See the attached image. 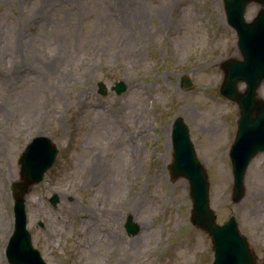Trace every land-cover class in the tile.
Instances as JSON below:
<instances>
[{"label": "rangeland", "instance_id": "1", "mask_svg": "<svg viewBox=\"0 0 264 264\" xmlns=\"http://www.w3.org/2000/svg\"><path fill=\"white\" fill-rule=\"evenodd\" d=\"M259 8L250 3L246 19ZM240 56L223 0H0V264H10L12 183L37 135L59 149L26 196L33 244L49 264H211L212 239L190 220L188 179L170 174L179 116L217 221L234 215L262 261L263 152L231 200L239 108L220 92V63ZM129 215L137 233L126 230Z\"/></svg>", "mask_w": 264, "mask_h": 264}, {"label": "water", "instance_id": "2", "mask_svg": "<svg viewBox=\"0 0 264 264\" xmlns=\"http://www.w3.org/2000/svg\"><path fill=\"white\" fill-rule=\"evenodd\" d=\"M228 23L237 33L240 58L228 57L221 61L224 72L220 92L237 103L239 117L234 141L229 150L232 163L233 185L231 200L239 202L245 194V176L252 159L264 152V97L259 88L264 82V0H223ZM260 4L251 20L246 19L250 3ZM244 83V88L240 84ZM191 80L186 79V86ZM112 88L119 94L126 89L124 80L116 81ZM99 92L106 95L107 85L100 81ZM173 161L169 165L174 179L185 177L192 199L191 222L209 233L214 248L211 264H264L255 255L248 238L240 232L238 221L231 215L224 223L217 221L212 207L209 176L202 165L190 130L183 117H177L172 129ZM58 147L50 137L37 135L26 146L21 157L20 179L12 183L15 226L10 236L6 255L10 264H49L34 247L27 224L26 195L32 186L43 180L45 172L53 165ZM57 194L50 197L56 206ZM43 226V223H40ZM126 230L137 233L139 226L132 215L127 217Z\"/></svg>", "mask_w": 264, "mask_h": 264}, {"label": "bare ground", "instance_id": "3", "mask_svg": "<svg viewBox=\"0 0 264 264\" xmlns=\"http://www.w3.org/2000/svg\"><path fill=\"white\" fill-rule=\"evenodd\" d=\"M168 130H169V129H168ZM99 169H100V165L97 163V164H96V170H99ZM256 201H257V200L255 199V200L253 201V203H256Z\"/></svg>", "mask_w": 264, "mask_h": 264}]
</instances>
